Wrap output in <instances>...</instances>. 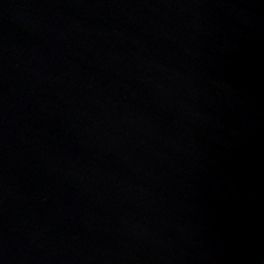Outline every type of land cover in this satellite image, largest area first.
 <instances>
[{
	"label": "water",
	"instance_id": "95a60500",
	"mask_svg": "<svg viewBox=\"0 0 264 264\" xmlns=\"http://www.w3.org/2000/svg\"><path fill=\"white\" fill-rule=\"evenodd\" d=\"M0 264H264V0H0Z\"/></svg>",
	"mask_w": 264,
	"mask_h": 264
}]
</instances>
